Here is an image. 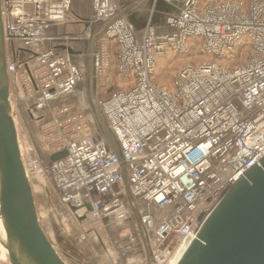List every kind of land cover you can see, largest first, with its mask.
<instances>
[{"label": "built area", "instance_id": "obj_1", "mask_svg": "<svg viewBox=\"0 0 264 264\" xmlns=\"http://www.w3.org/2000/svg\"><path fill=\"white\" fill-rule=\"evenodd\" d=\"M139 1L91 0L79 35L61 30L75 0H2V16L12 103L35 135L27 157L21 147L27 172L49 176L60 204L87 231L83 240L129 216L121 162L74 100L88 80L76 59L92 56L99 91L108 84L109 43L117 42L119 71L134 86L108 100L95 94L96 103L126 164L151 263L165 264L173 251L163 244L189 246L199 216L264 158V0H251L248 13L230 0H150L169 11L164 23L146 18L142 29L123 11ZM199 41L208 61L182 67L177 92L152 81L167 53L189 56ZM245 41L254 50L249 62L217 63L235 60ZM92 43V54L82 50Z\"/></svg>", "mask_w": 264, "mask_h": 264}, {"label": "water", "instance_id": "obj_2", "mask_svg": "<svg viewBox=\"0 0 264 264\" xmlns=\"http://www.w3.org/2000/svg\"><path fill=\"white\" fill-rule=\"evenodd\" d=\"M92 52L91 44L90 53ZM90 63V89L95 111L105 137L121 162L128 202L144 240L148 262L152 264L147 238L128 190L126 164L96 104L92 56ZM98 139L101 140L102 137L99 136ZM65 155V153L57 155L52 161H58ZM257 163L225 193L210 213L199 216L198 222L201 225L197 235L176 264H264V158L260 160L259 165ZM0 223L6 237L4 243L0 235V244L7 250L10 264H66L42 228L33 187L21 153L12 109L2 0H0Z\"/></svg>", "mask_w": 264, "mask_h": 264}, {"label": "rangeland", "instance_id": "obj_3", "mask_svg": "<svg viewBox=\"0 0 264 264\" xmlns=\"http://www.w3.org/2000/svg\"><path fill=\"white\" fill-rule=\"evenodd\" d=\"M230 2H236V3L243 2L244 11L248 13L250 10L249 6L251 0H230ZM89 17H90V1L75 0L74 5L68 15L67 22L65 23V25L61 26V30L70 35L84 34L87 31L86 26L80 23L86 22L87 20H89ZM100 29L101 28H98L97 30ZM111 41L114 42V46L111 47L110 49V55L111 58L115 57V59H117V53H118L117 42L114 40ZM88 47L89 46L85 47L84 52H87L86 49ZM109 47H110V43H109ZM194 48L195 50H193L189 56L186 55L174 56V54H167L166 56H164L159 61L156 72L152 77V81H154L159 87L165 88L172 93L177 92L178 89L177 77H176L177 72L186 65L192 64L198 66L201 63L208 61L207 58H204V56L200 54V50L202 48L200 41L198 42V45L194 46ZM253 52H254L253 46L250 43V41L248 42L245 41L241 46L237 58L235 60H230V61L222 60V61H217V63L219 65L225 66L228 69H233L236 66H243L250 61ZM113 60L111 59V61ZM88 64L89 62L88 60H86L84 65H85L86 73L89 75L90 67ZM111 67L112 64L108 70L107 86L109 85L110 82V86L112 84V89L110 90V93H107V90H105L107 86L104 88L103 97H101V99L104 100H108L112 98L116 93L120 91H128L134 86V80H126L123 78V76H121V73L119 71L120 66L118 60H117V66H114V71H112ZM88 82L89 79L87 83ZM86 87L87 89H85ZM77 93H78L77 98L81 99L79 104L81 105L82 110L85 111L88 114L89 118L91 119H92V115L94 117H97L91 96L90 82H89V87L86 84V86L82 87L80 91H78ZM19 115H20V109L18 107V104H16L15 102L14 118L18 130L20 145L22 147V150L26 154L28 141H31V138L29 135V131L25 127V121L23 119L21 120ZM30 146L32 145H29V147ZM25 156L27 157V154ZM30 178H31L30 180L34 191L36 206L42 228L44 229L49 240L51 241L57 252L60 254L64 262L66 264H95L92 263L91 260H92V256L94 257L95 254L97 253V248L92 245L93 241H91L90 239V234L87 235V238L83 240V234H85V232L87 231L85 229H82V227L74 221V218L73 220L70 219L71 213L65 206L60 204L59 195L55 190L49 176L45 175L42 177V176L30 175ZM150 210H146V211L154 213L156 210L158 212L157 209H153L151 211ZM128 215L129 216L126 221L122 223L113 224L110 227V230L111 229L113 230L114 228L115 229L118 228V230L121 231L119 233L132 232L133 236L131 240L132 242L135 241V243H137L136 241L137 240L139 241L138 225L129 207H128ZM75 223H76V227H75ZM107 230L108 229L98 230V232L105 233ZM66 235L69 236V240L67 242L65 241V237H67ZM81 241L84 242V244L81 245L80 244ZM168 246H171L173 253H171L170 256L167 258L165 264H172L177 259V256L181 252V250L178 251L180 248V244L177 241H173V242L167 241L165 244H163V247H168ZM0 264H10L8 252L2 246H0Z\"/></svg>", "mask_w": 264, "mask_h": 264}, {"label": "crops", "instance_id": "obj_4", "mask_svg": "<svg viewBox=\"0 0 264 264\" xmlns=\"http://www.w3.org/2000/svg\"><path fill=\"white\" fill-rule=\"evenodd\" d=\"M166 6H167L166 4L158 5L157 15L160 18H164L165 14L168 13L169 7L168 6L166 7ZM151 9H152V3L150 0H147L145 2L144 1L138 2L136 7L134 5H130L128 8L124 7L123 11H126V12L129 11V13H127L128 15L127 14L126 15L129 16L131 20H134V22H136V24L138 25V29H142L143 28L142 24L145 23L147 14L151 12ZM158 22L161 23V19ZM129 208L133 214V210L130 205H129ZM73 218H74V221L77 224H79V220H77L71 213L70 219L73 220ZM76 223H75V227H76ZM114 229L110 230L109 228L105 233L98 232V231L92 234L90 233V239L94 243V244L92 243V245L97 248V253L95 254L94 257L92 256V260H91L92 263H95V264H150L148 262V256H147V251L145 248V243L141 236V233L139 232V228H138L139 241L137 240L136 241L137 243H135V241L132 242L131 240L133 236L132 232L119 233L121 231L118 230V228L115 230ZM68 240H69V236L65 237V241L67 242ZM80 244L82 245L84 244V242L81 241Z\"/></svg>", "mask_w": 264, "mask_h": 264}, {"label": "bare ground", "instance_id": "obj_5", "mask_svg": "<svg viewBox=\"0 0 264 264\" xmlns=\"http://www.w3.org/2000/svg\"><path fill=\"white\" fill-rule=\"evenodd\" d=\"M77 1V0H76ZM90 1V17H89V19L91 18V16H92V14H93V11H92V6H91V0H89ZM140 1H142V0H140ZM139 1V2H140ZM138 2H136L135 4H137ZM73 4H74V2H73ZM135 4H134V6H135ZM164 3L163 2H160L159 4H157V6L155 7V9H154V5L152 4V9H151V12H149L148 14H147V20H149L150 18H152V22L153 23H155V22H157V21H160V19H161V23H164L165 22V19H166V15L164 16V18H160L158 15H157V8H158V5H163ZM121 15H124V14H121ZM128 18H129V16H127ZM130 20H131V18H129ZM133 22H134V20H133ZM84 23V22H83ZM95 39H96V37H94ZM201 39V38H200ZM110 46H111V42H110ZM89 47H90V49H91V44L89 45ZM92 47H93V43H92ZM78 49H81L80 47H77ZM93 49H94V47H93ZM82 50L84 51V47H82ZM190 50H191V47H190ZM167 54H173L172 52H169V53H167ZM174 55H177V54H174ZM86 60H88V62H89V67L91 66V63H90V56L89 57H87V58H85V59H82V58H77L76 59V62H77V64H78V66L80 67V68H85V65H84V63L86 62ZM87 77H88V79H89V82H90V74L88 75L87 74ZM88 81V80H87ZM86 84H87V82L85 81L83 84H81V86H80V88H79V90L78 91H80V89L82 88V87H84V86H86ZM94 90H95V94H96V92H97V90H96V87H95V84H94ZM78 95V94H77ZM77 95H75L74 96V100L76 101V102H78V103H80V100L81 99H78L77 98ZM80 97V96H79ZM95 98H96V96H95ZM12 104H14L15 105V101H13V103ZM96 104H98V103H96ZM24 118L26 119V124H25V127L27 128V130L30 132V135L32 136V137H35V135L32 133L33 132V128H32V125H31V123H30V121L27 119V117H26V115H24ZM89 120L91 121V123H94L93 122V120L91 119V118H89ZM95 125V130L97 131V125L96 124H94ZM100 125V124H99ZM94 127V126H93ZM100 127H101V125H100ZM19 141H20V139H19ZM35 145H37L36 143H35ZM20 147H21V145H20ZM96 231H94L93 233H95ZM92 234V233H91ZM144 234H145V231H144ZM0 235H1V240L5 243L6 242V237H5V234H4V232H3V229H2V226H1V223H0ZM145 236H146V234H145ZM195 238H193L192 239V241L194 240ZM191 241V242H192ZM188 244V243H187ZM0 246H2L3 248H4V246L2 245V244H0ZM188 246L187 245H185L184 247H182L180 250H181V252L179 253V255L177 256V259L172 263V264H176V262H177V260L181 257V255H182V253L186 250V248H187ZM5 249V248H4ZM6 250V249H5ZM179 250V251H180ZM7 251V250H6Z\"/></svg>", "mask_w": 264, "mask_h": 264}, {"label": "trees", "instance_id": "obj_6", "mask_svg": "<svg viewBox=\"0 0 264 264\" xmlns=\"http://www.w3.org/2000/svg\"><path fill=\"white\" fill-rule=\"evenodd\" d=\"M192 44V51L193 50H195V48H194V46L195 45H198V43L197 42H192L191 43ZM114 46V43L112 42L111 43V47H113ZM192 53V52H191ZM194 53V52H193ZM113 58H114V60H113ZM112 58V67H111V69H112V71H114V66H117V59H115V57H113ZM87 86L89 87V82L87 83ZM85 89H87V87L85 88ZM112 89V84H111V86H110V82H109V85L106 87V89L105 90H107V93H110V90ZM103 91H104V88L103 89H101V90H99V91H97L96 92V96H97V98H101V97H103ZM115 92V91H114ZM116 93V92H115ZM114 93V94H115ZM92 119H93V126L95 127V125L94 124H96L97 125V131H99V132H102V130H101V127H100V125H99V123H98V119H97V117H94L93 115H92ZM98 128H99V130H98ZM31 179V178H30Z\"/></svg>", "mask_w": 264, "mask_h": 264}]
</instances>
